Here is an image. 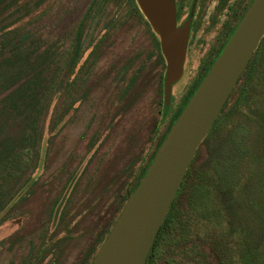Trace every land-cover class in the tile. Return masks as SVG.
<instances>
[{
  "label": "rangeland",
  "instance_id": "374dc122",
  "mask_svg": "<svg viewBox=\"0 0 264 264\" xmlns=\"http://www.w3.org/2000/svg\"><path fill=\"white\" fill-rule=\"evenodd\" d=\"M192 1L183 15L190 12V28L195 9L191 44L188 32L166 106L165 61L137 5L0 0V264H79L84 257L82 264L92 263L199 77L251 2ZM261 43L252 76L238 80L225 116L205 140L212 147L236 125L249 128L232 191L240 216L228 208L217 213L226 196L218 193L214 174L201 168V195L190 197L196 225L177 228L153 264L211 262L213 235L239 243L264 223V37ZM230 248L237 261L264 256L251 244Z\"/></svg>",
  "mask_w": 264,
  "mask_h": 264
},
{
  "label": "water",
  "instance_id": "95a60500",
  "mask_svg": "<svg viewBox=\"0 0 264 264\" xmlns=\"http://www.w3.org/2000/svg\"><path fill=\"white\" fill-rule=\"evenodd\" d=\"M134 1L159 41L168 106L171 85L182 70L189 20L177 27L174 0ZM263 37L264 0H252L126 200L91 264H145L189 165Z\"/></svg>",
  "mask_w": 264,
  "mask_h": 264
},
{
  "label": "trees",
  "instance_id": "16d2710c",
  "mask_svg": "<svg viewBox=\"0 0 264 264\" xmlns=\"http://www.w3.org/2000/svg\"><path fill=\"white\" fill-rule=\"evenodd\" d=\"M129 1L134 6V8H136L135 1ZM146 25L149 28L148 23H146ZM151 35L153 38L154 45L158 52V57L161 61H163L157 36L153 33ZM261 46L262 43L260 42L252 59L250 60L246 69L241 75L245 83L248 82V79L252 76L251 73L253 72L254 64L257 61V58L261 51ZM163 69L165 70V65H163ZM225 105L222 108L219 116L215 120L213 126L209 130L207 136L202 142V144L206 143L205 156H202L201 159L197 158L200 148L199 147L193 161L191 162L189 168L186 171L180 189L178 190L177 195L173 203L171 204L162 225L160 226L157 232L153 245L147 256L146 262H149V264H153L152 258L156 256V254L159 252L160 247L166 241L172 242L175 240L176 235H178L177 228H188L189 223L190 226H192V224L196 225V219L193 220V222L190 220L191 211L194 209V205L191 204L190 197L201 195V186L196 182V176L198 174V171L201 170V168L202 170L210 171L214 174V176L216 177L215 186L218 193L222 194L223 196H226L225 205H222V209L219 210L217 213L223 215V213L228 208L227 210H230V212L235 218L240 216V203L232 195V191L237 182H239V163L242 162V160L247 155L246 150L248 147L247 145L249 139V128L242 125H236L229 131H227L223 138H221L217 143H214L215 145L212 147L209 143L205 141L211 136L217 124L225 116ZM178 116L179 114L175 117L171 124L174 123ZM258 125H260L259 122ZM214 226L215 223L211 227ZM230 227V229H236L233 225H230ZM246 232L247 236L245 235L243 240H240L239 243L235 240L236 238L231 241V243L235 242L239 244L241 248L249 247V244H251L254 246V251H258L260 248H262L261 250L264 254V223H260L256 227V229ZM211 239V245L215 249L212 252L214 256L207 257V259L211 258V262L205 264H264L263 255L261 256V258H252L249 256V254H247V256L240 257L237 261V258L234 259L235 256L228 255L232 252L230 248L231 243L224 240L223 236L217 234V236L213 235V238L211 237Z\"/></svg>",
  "mask_w": 264,
  "mask_h": 264
},
{
  "label": "flooded vegetation",
  "instance_id": "af4514ba",
  "mask_svg": "<svg viewBox=\"0 0 264 264\" xmlns=\"http://www.w3.org/2000/svg\"><path fill=\"white\" fill-rule=\"evenodd\" d=\"M188 1H190V0H174V2H175V10H176V21H177V23H179V25H180V27H181V25L183 24V23H185L187 20H188V17H189V15H190V12H189V15H187L186 16V18L184 19V17H183V15H184V12H185V10L186 9H184L185 8V6H186V4H187V2ZM194 1V0H193ZM193 1H192V4H193ZM214 1V0H213ZM218 3H221V4H223L224 2H226L227 0H216ZM197 2H198V0H196V5H197ZM251 2H252V0H251ZM251 2L249 3V5L251 4ZM190 3H189V7H190ZM249 5H248V7H249ZM247 7V8H248ZM194 8H197V6L196 7H194ZM191 10V9H190ZM247 10V9H246ZM245 10V11H246ZM196 11H197V9H196ZM193 12V13H192ZM195 9H194V11H192L191 10V14H192V17H191V19L192 20H190V28H189V38H188V44H187V47H189V45L191 44V40H190V38H191V35H192V24H193V22H194V19H195ZM245 13V12H244ZM244 13H243V15H244ZM242 15V16H243ZM242 16H241V18H242ZM209 18V17H208ZM241 18L239 19V21L241 20ZM239 21L237 22V24L235 25V27H234V29L236 28V26L238 25V23H239ZM234 29H233V31H234ZM232 31V32H233ZM232 34V33H231ZM231 34H230V36H231ZM229 36V37H230ZM229 37H228V39H229ZM227 39V40H228ZM227 40H226V42H227ZM225 42V43H226ZM225 45V44H224ZM224 45L222 46V48L224 47ZM222 48H221V50H222ZM220 50V51H221ZM220 53V52H219ZM219 53H218V55H219ZM217 55V56H218ZM216 56V57H217ZM186 58H188V48H187V53H186ZM216 59V58H215ZM214 59V60H215ZM214 60L211 62V64H209L208 65V67H207V69L204 71V73L199 77V80H198V82H197V85H196V88H197V86H198V84L201 82V80L203 79V77L205 76V74L207 73V71L209 70V68L211 67V65L213 64V62H214ZM195 88V89H196ZM195 91V90H194ZM194 91H193V93H194ZM192 93V94H193ZM192 94H191V96H192ZM190 96V97H191ZM187 103V102H186ZM186 105V104H185ZM185 107V106H184ZM83 262H85V257L83 258V260L80 262L81 264L83 263ZM79 263V264H80Z\"/></svg>",
  "mask_w": 264,
  "mask_h": 264
}]
</instances>
